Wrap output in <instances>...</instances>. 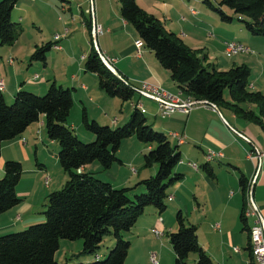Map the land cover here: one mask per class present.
Segmentation results:
<instances>
[{"label": "trees", "instance_id": "1", "mask_svg": "<svg viewBox=\"0 0 264 264\" xmlns=\"http://www.w3.org/2000/svg\"><path fill=\"white\" fill-rule=\"evenodd\" d=\"M17 1L0 0L1 47L13 45L23 32L21 25L11 19ZM118 1L121 18L135 30L141 46L151 51L159 65L169 72L181 95L206 102L217 110L227 108L264 131V94L249 90L250 70L246 65L220 70L206 63L203 50L189 48L176 34L167 31L160 20L142 10L137 0ZM203 3L221 22L233 21L226 12L229 11L239 18L251 36L264 39V0H215V4L203 0ZM84 26L91 36L90 52L84 61L85 72L97 77L98 88L106 96L130 101L135 90L124 77L116 76L103 63L91 35V22L86 17ZM54 46L56 44L47 43L36 47L30 60L45 64L46 54ZM225 90L229 91V100L224 98ZM72 106V91L54 83L43 96L19 90L11 104L0 95V156L4 142L21 136L42 116L47 138L57 144L58 163L67 176L64 186L47 196L44 223L0 235V264H59L55 254L60 240H81L82 250L78 255H87L97 252L106 235L113 236V247L103 260L96 259L88 264H124L131 244L123 234L136 225L147 207L154 208L158 214L164 213L167 190L182 179V174L175 171L181 161L178 147L172 145L163 132L154 129L137 106L134 105L129 120L116 128L90 121L82 112L83 127L94 135V141L88 144L82 143L67 125ZM131 137L150 148L143 155L144 168L156 167L154 176L135 186H142L143 193L131 197L135 187L116 189L93 174L81 171L93 163L102 170L119 163L117 151L121 143ZM21 173L20 162L8 160L4 163L0 178V215L20 204L16 186ZM239 187L243 195L240 222L247 233L246 250L254 260L251 227L245 217V195L250 188L253 192L254 184L241 174ZM175 223L176 231L168 235L175 264H188L191 254L197 256L194 264H216L199 245L196 227L187 223L180 211L175 214Z\"/></svg>", "mask_w": 264, "mask_h": 264}, {"label": "crops", "instance_id": "2", "mask_svg": "<svg viewBox=\"0 0 264 264\" xmlns=\"http://www.w3.org/2000/svg\"><path fill=\"white\" fill-rule=\"evenodd\" d=\"M139 1L137 0L138 6L145 11L146 6H143L147 3L144 0ZM175 1H178L183 7H189L190 9V6H187L185 2L180 0ZM187 1L191 2L192 0ZM193 1L196 2L197 0ZM74 2L75 0L17 1L11 13V19L13 22L21 25L23 32L13 45L0 46V80L4 84V89L0 91V95L4 101L11 103L14 95L19 90H26L37 95H42L54 83L63 88L70 89L72 91L73 105L78 104L82 112H85L87 117H89L88 104L93 102V97L97 95L101 99L104 98L101 95V93H104L98 88L97 77L84 70V61L90 49H85L83 44H81L82 50L76 55L75 52H69L66 47L70 38L81 30L78 29L76 32L74 25L77 24V27H79L82 20L84 26L85 16L88 15L92 25L91 35L95 39V46L101 55L113 62L115 71L124 77L135 90V94L138 95L136 103H140L144 115L147 114L144 105L151 110L149 124L154 129L157 127L156 130H160L170 138H173L170 135L171 133H177L185 138L184 143L181 145H178L176 138H173L175 146L178 147L181 159L175 171L182 174V179L167 190V202L170 203L169 212L171 211L173 214V212L177 213L180 211L186 219V222L196 227L199 245L216 264H229V246L232 247V250L237 249L236 256L240 257V262L238 260H232L233 264H252V262L255 264V260L251 259L250 252L246 250L248 242L247 233L242 230L240 222V214L243 208V195L239 187V177L243 174L250 183L254 179L253 201L264 216V192L262 190L264 186V160H251L248 154L244 156L242 154L243 151L241 152L239 150L240 148L237 147V142L233 140V137L223 122L238 126L240 133H243L247 137L250 144L254 143L251 141H255L254 135L256 131L248 127V125H241L238 121L239 118L229 109L220 107L218 110H213L209 106L201 104V101L195 100L194 104L199 103L197 105L198 108L193 109L189 114L185 115L180 112H175L169 118L162 117L158 109L156 112L152 109L153 103L147 100L157 101L141 92L142 85L159 86L172 93H179V90L177 85L171 80L169 72L159 65L151 51L141 46V54L137 55L135 45L139 42L138 36L132 26L121 18L119 1L98 0L93 4L90 3L88 8L87 5L83 8V3V6H79V10H77ZM169 2V0H153L154 4L162 3L163 6H166ZM73 5L76 8L74 9L79 12H73ZM88 10H93V17L91 15L92 13H87ZM66 11L69 12V15H66ZM209 12L208 14L214 18L213 20H216L215 17L217 15L211 10ZM226 12L233 17V21L229 24V28L225 26L224 30L220 26L222 28L220 30L224 31L226 36H229L228 38L225 36L221 40L220 45L222 49H225V44L228 42H238L239 44L244 42L252 49L258 51L259 61L262 65L261 69L264 70V39L251 35L250 38L245 35L243 32L244 25L238 21L239 18L232 15L229 11ZM72 13L75 14L76 20L72 19V21H69L68 19ZM151 15L155 16L154 13ZM190 15L191 20L196 17L193 11ZM155 17L160 20L157 16ZM183 20L187 26L189 25L188 28H193L197 31L206 30L204 27H201L202 24L199 21H190L191 23L188 22V24L184 17ZM235 22H237V25L234 24ZM96 27H100L102 32L94 37L93 31ZM180 29L187 37L188 32L185 26ZM226 30L229 31V35ZM71 33L72 35H70ZM59 38L63 42H66V44L54 41V39ZM44 39L48 40V42H44ZM47 43L59 45L56 46L58 49H50L46 54L45 64L31 61L30 56L36 47L43 46ZM187 46L193 50L197 49L196 46ZM205 55L206 63L214 64L223 71L236 65L239 66L234 60L229 62V60L222 58L217 63L207 62L210 55L209 53ZM242 64L246 65L250 69V72H252L251 65L246 60H242L240 65ZM35 76H37L36 79H34ZM263 76L264 73L263 75H254V79L249 86L250 91L254 90L253 92L258 91L264 94ZM186 97L183 94V98ZM141 100H145L143 102L145 103L144 105L141 103ZM191 100L193 102V99ZM132 105L130 107L133 111L134 105L133 107ZM120 113L122 112L120 111ZM109 118H112L113 122L111 128L118 127V123L121 121L118 117H101L99 119L100 121L107 122ZM121 118H123L124 123L129 119V117ZM43 120L44 117L42 122ZM69 128L78 137L80 133H83L79 126H75V128L74 126H69ZM36 133V123H34L21 136L2 144L0 178L3 175V165L8 160L20 162L22 165V173L19 183L16 186V194L21 199V202L19 205L0 215V235L13 233L18 231V229L23 230L29 225L40 221L42 218L40 216L42 195L47 194L51 189V182L47 183V187L45 186L47 184L43 185L42 182L43 179L46 182L51 171L49 165L52 157L48 156L47 148L48 145H55V142L49 139L48 142L46 138L37 139ZM130 140L133 139L131 138ZM123 142L116 154L120 161L118 164L121 166L126 163V158L122 156ZM148 149L150 148L147 147L146 151ZM243 149L245 151L247 150L246 148ZM139 150L142 151V155L146 153L143 147H140ZM208 150L221 153L222 157L206 159ZM182 156L187 158V162L183 161ZM54 158H57V154ZM222 161H225L227 166L233 169L231 176L233 181L232 179L231 181L224 179L229 173L225 170V165L221 166ZM191 163L195 165L196 169L189 166ZM114 170L115 167L113 164L110 171L106 173L107 178L104 179L102 174L100 176L102 169L97 163L81 169L82 172L91 173L94 176L98 174L100 179L112 184L114 188H132L140 181L153 176L156 172V167L153 166L148 171L140 172H136L131 168L130 172L133 177H127L126 174L119 176V171L114 175ZM156 212L155 209H148L146 216L151 217V222L146 221L147 219L143 216L139 218L136 225L129 231L128 237L131 243L133 241L132 236L135 237L136 242L138 240L140 242H146V240L150 239L145 229H150L149 231H151L157 228L161 230L163 235L166 234L167 237L176 230L177 226L175 223L167 224L161 217H156ZM250 218L253 220L251 226L253 227L255 226V218ZM160 219L162 220L161 222L159 221ZM237 219L240 222L238 226L241 232L238 237L234 229ZM74 242L75 246L79 244L80 248V243H77V241ZM153 245L152 243H145L146 255L149 251L155 249ZM241 250L247 252V257L246 254L241 253ZM96 259H102V256L99 255ZM193 260H196V258L194 259L193 257Z\"/></svg>", "mask_w": 264, "mask_h": 264}, {"label": "rangeland", "instance_id": "3", "mask_svg": "<svg viewBox=\"0 0 264 264\" xmlns=\"http://www.w3.org/2000/svg\"><path fill=\"white\" fill-rule=\"evenodd\" d=\"M141 1L142 0H140L139 2H141ZM144 1L147 3L146 5L143 6V7L146 6L145 9L147 10V12H146V10H145V12L146 13L151 12L150 14L154 13L155 16H157L161 20L162 24L164 25V27L168 31H172L177 36L179 35L178 37L181 38V40L183 41V43L185 45L196 46L197 49H195V50H203V55H205V54L208 55V53H209L211 59L209 58L207 60V62L210 61L213 63H215V62L217 63L222 58V59L229 60V62H232V60H234L236 63H238L240 65L242 63V60H246L251 65V70H252V72H250V77H249V83L250 84L253 81L255 74L263 75L264 70L261 69L262 65L259 61L258 51H256L255 49H252L250 46H248L244 42H242L241 45H243L244 47L249 49L248 53L239 54V55L234 56L232 58L226 57L224 50L222 49V47L220 45L221 40L223 38H225L226 35H225L224 31H221L220 29L223 28L222 30H224L225 26H227L229 28L230 23L221 22L220 19L218 18V16H216V15H215L216 17L213 16V17H215L216 20H213L214 18H212L208 14V13H210L209 9L203 3V0H197L196 2L193 0L191 2H188L187 0H180V1L185 2V4H187V6H190V9H189V7H183L181 4H179L178 1H175V0H169L170 2L167 4L168 6L167 5L163 6L162 3L161 4H154L153 0H144ZM210 1L213 4H215L214 0H210ZM183 2H181V3H183ZM83 3H84V6H83ZM90 3H91V0H75V2H74V4H76L75 6H77V10H79V6H83V8H85V5H87V8H88L90 6ZM74 8L75 7L73 5L72 6L73 12L77 11V10H75L76 8L75 9ZM191 10H193L196 14V17L192 18V20L190 18V16H191L190 13L192 12ZM77 12H79V11H77ZM63 15H65V14H63ZM66 15H69L68 11H66ZM86 16H87V19H89L88 15H86ZM183 17L185 18L186 23H188L190 21H199L200 24H202L201 27H204L206 30H204V31L198 30L197 31L196 29L188 28L189 25L187 26V24L184 23ZM72 19L76 20L75 14H73V13L69 17L68 20L72 21ZM236 23L237 22H235L234 24L237 25ZM183 26H185V29L188 32L187 37L184 35V33L180 29ZM220 26L222 28H220ZM74 28H75L76 32L78 29H81V30L78 31L73 37L70 38L66 47H67V50L69 52H75V54L77 55L82 50L81 44H83V47L87 50L91 48V43H90L91 36H90V33L88 32V30L83 26L82 20H81V25H79V27H77V24H75ZM243 32L245 35H247L248 37L251 38L250 34L245 30V28H243ZM209 34H211V35H209ZM227 34L229 35V31H227ZM70 35H72V33ZM228 37L229 36H226V38H228ZM43 41L48 42V40H46V39H44ZM54 41L66 44V42H63L62 39H60V38L58 40L54 39ZM201 41H202V43H200ZM217 43H219V44H217ZM216 44L220 45V46H217ZM56 46H59V45L56 44ZM53 49H54V47H53ZM140 51H141V49H140ZM72 64H74V63L72 62ZM236 66H238V65H236ZM263 79H264V76H263ZM163 90H165V89H163ZM165 91H167V90H165ZM167 92H169V91H167ZM169 93L177 94V92H175V93L169 92ZM44 94L39 95V96H43ZM101 95H102V97H104L103 99H101L97 95H95L93 97V102L92 103L90 102L88 104V107H89L88 119L90 121L95 120L101 126H106V125H108L109 127L113 126L112 118H109L107 122H104V121H100L99 118H101V117H118V119L120 118V120H121V121H119L118 126H122L124 124V122H123V118H121V117H127V118L129 117L130 118V115L132 112V109L130 106L132 104L133 105L140 104V103H136L137 97H138L137 94H135V96L132 97V99L130 101H127V102H122L118 98H114V99L109 98L108 96H106L102 93H101ZM224 98L226 100H229V91L228 90L224 91ZM144 101L145 100H141V103L143 105L145 104V103H143ZM147 101L153 103L152 109L155 112L157 109L159 112V107H158L157 102H154L153 100H147ZM11 103H7V104H11ZM133 105H132V107H133ZM144 106H145V110L147 112V114L144 116L149 123V114L151 113L150 112L151 110L148 107H146V105H144ZM120 111L122 113H120ZM159 117H161V116H159ZM236 117L239 118L238 121L241 125H248V127H251L252 129H254V131H256V134H257V135L256 134L254 135L255 141H251L254 143L250 144L248 142L247 137H245L243 135V133H240V129L238 126L233 125L232 123H227V122L224 123L223 122L224 126L227 128L230 135L233 137V140L237 142V147L240 148L239 150L241 152L242 151L244 152V153L242 152V154L245 156V154H249V153L256 155L257 152H260V153L264 152V131H262L258 126L254 125L250 122H246L240 116H236ZM81 118H82V109L78 104H74L72 106L71 111H70L69 118L67 121V125L68 126H74V128H75V126L76 127L79 126L80 129H82L83 133H80L78 138H79V140H81L82 143L88 144V143H91L94 141V135L91 134L90 132H88L87 130H85V128L82 125ZM166 118H169V117H166ZM42 119H43V117L41 116L40 120L36 123V131H37L36 137H37V139L46 138L47 141L49 142L47 135L45 133V130H44ZM127 120H129V119H127ZM155 129H157V127H155ZM238 129H239V131H238ZM172 131H174V130H172ZM172 131H168V132H172ZM239 133L243 137L240 136ZM252 133H253V130H252ZM131 138L133 140H130ZM131 138L124 140V142L122 144L123 145L122 156L126 158V163H124L123 166L119 165L118 163H114V167H115V170L113 171L114 175L117 174L119 171L120 172L119 176H124L126 174L127 177L128 176L133 177V175L130 172L131 168L134 169L136 172L148 171L150 169V168H144L142 151L139 150L140 147L141 148L143 147L145 152H146L147 147L144 144L137 142L134 137H131ZM168 140H169V142H171L172 145H175L173 138L168 137ZM243 148H246L247 150L245 151ZM208 151H211V150H208ZM57 152H58V146L56 143H55V145H52V146L48 145L47 154L49 157H52V158L50 160V165H49L50 168L49 169H51V171L47 177V183L51 182L50 183L51 189L48 191L47 194L42 195V199H41L42 205L40 207V216L42 218L40 219V221L35 222L32 225L41 224V223L45 222V217L43 215V212L47 206V197L46 196L52 192L60 190L64 186V183L67 180V176L63 172L62 168L60 167L57 158H54V156L56 157ZM182 158H183L184 162H187V158L185 156L184 157L182 156ZM215 158H217V157H215ZM224 165L226 167L225 170H227L229 173L228 175L225 176L224 179L227 181L228 180L231 181L233 169L230 166H227L225 161H222L221 166H224ZM110 169L102 170V172L100 173V176L102 174V177L104 179H106L107 178L106 173H108L110 171ZM258 173H259V171H258ZM98 176H99L98 174H97V176L95 175L96 178H98L99 180H102ZM49 177H50V179H49ZM256 179H257V177L255 178V182H256ZM232 181H233V179H232ZM42 182H43V185H45L44 179ZM104 182H107V181H104ZM251 182H252L251 184H253V179ZM45 186L47 187L48 184ZM115 188L120 189V188H128V187H115ZM262 190L264 192V186L262 187ZM251 191H252V189L250 188L246 192L245 202H246L249 194L251 193V195H252ZM143 192H144V188L142 186H137L132 191L130 196L132 197L134 194L138 195V194H141ZM252 198H253V196H252ZM167 200L165 202L167 209L162 214H158V212H156V217H161L162 219L165 220V222L167 224H174L176 212H173V214L171 211L169 212L170 203L167 202ZM148 209H154V208L147 207L142 216L145 219H147L146 221L151 222V217L146 216ZM246 210H247V205L245 206V217L248 218L247 219L248 225L251 227L253 220H252V218L246 216ZM159 221L161 222L162 220L160 219ZM175 225H176V223H175ZM238 225H240V222L237 219L235 222V226H234L235 233H236L237 237L241 234L240 227ZM154 228H156V227H154ZM21 230L22 229H18V231H16V232H19ZM145 230H147L146 231V232H148L147 236H148V238H150V239L146 240V242H144V241L140 242L139 240H138V242H136L135 237L132 236L131 238L133 241L131 243V241L128 237L129 232H126L123 234L124 239L128 240L131 244L130 249L128 251L126 261L124 264H152L150 261V257L152 254H155L158 264H175V256H174V253H173L171 246L169 244V240H168L167 235L166 234L163 235L161 230H159L157 228H156V230L158 232H161L162 235L156 236L152 232L153 229L151 231H149L150 229H145ZM175 231H173V232H175ZM152 235H153V237H152ZM250 240H251V236H250ZM77 243H80V245H81L80 248H79V244H76V246H75V242L68 241V240H60L59 241V249L55 255L56 262L59 264L65 263V262H68L69 264H88V263L96 260V257H98L99 255L102 256L101 260H103L106 257V255L108 254L109 250L113 247L114 238L112 235H106L105 237H103V240L99 246V249L97 250V252L95 254L78 255L82 250V241L77 240ZM145 243H147V244L152 243V245L154 244L153 247L155 248L154 250L149 251L147 255H146V248H144ZM236 252H237V249L232 250V247L229 246V264H233L232 260H238L240 262V257L236 256V254H237ZM241 253L246 254V257H247L246 251L241 250ZM193 257H194V259L197 258L196 254H191L189 256V258L187 260L188 264H194L195 260H193ZM230 257H231V259H230ZM236 264H242V263H236ZM245 264H247V263H245Z\"/></svg>", "mask_w": 264, "mask_h": 264}, {"label": "built area", "instance_id": "4", "mask_svg": "<svg viewBox=\"0 0 264 264\" xmlns=\"http://www.w3.org/2000/svg\"><path fill=\"white\" fill-rule=\"evenodd\" d=\"M96 1H98V0H91V3L93 4ZM191 11H193V10H191ZM87 13L88 14L92 13L91 15L93 17V10L92 11L88 10ZM193 13H195V12L193 11ZM101 32L102 31H101L100 27L95 28V36L101 34ZM54 49H58V48H56V46H54ZM136 49H137V55H140L141 53H140L139 49L137 48V46H136ZM248 52H249V49L244 47L243 45L239 44L238 42H228L225 44L224 53H225L226 57H228V58H232V57L237 56L239 54H246ZM104 59H108V58L104 57ZM109 62H111L112 67L114 68L113 62L111 60H109ZM114 71H115V68H114ZM36 78H37V76L34 77V79H36ZM1 83H2V80H0V86H1ZM141 92L144 95L149 96V97H151L157 101L158 107H159V113L161 114L162 117H170L175 112H180L183 114H189L193 109L198 108L197 106L194 105V100L192 103H183L181 98H180V93L171 94V93L163 90L159 86L143 84L141 87ZM135 106L142 107L140 104H137ZM170 135H174L176 137L178 145L183 144L185 141V138L183 136H180L177 133H171ZM240 136H242V135L240 134ZM210 157H222V154L221 153H215L212 151H208L206 159H208ZM248 157L251 160L256 159V160L261 161V160H264V152H262V153L257 152L256 155L249 153ZM189 166L194 168V164H192V163ZM194 169H196V168H194ZM45 184H47V180H46ZM253 184H254V179H253ZM252 196H253V192H252ZM252 211H253V214H255V230L257 232V242L259 244L260 264H264V216L262 215V213L258 209V207L255 205L254 201H253V205H252ZM152 232L156 236L162 235V233L158 232L156 229H153ZM151 258L154 259L155 264H158L155 254H152Z\"/></svg>", "mask_w": 264, "mask_h": 264}, {"label": "bare ground", "instance_id": "5", "mask_svg": "<svg viewBox=\"0 0 264 264\" xmlns=\"http://www.w3.org/2000/svg\"><path fill=\"white\" fill-rule=\"evenodd\" d=\"M93 34H94V37H95V30L93 31ZM58 40V39H57ZM95 40V39H94ZM136 46L137 48L141 49V43L140 42H137L136 43ZM101 59L103 61V63L114 73V68L112 67V64L111 62H109L108 59H104V56L101 55ZM4 89V84L3 82L1 83V86H0V91H2ZM180 98L182 100L183 103H192V100L191 99H186V98H183V95L180 94ZM199 103H195L194 105L197 106ZM201 104L203 105H207L206 102H202ZM140 110H141V107L137 106ZM207 107V106H206ZM213 107V106H212ZM210 107V108H212ZM213 110H217L216 107H213L212 108ZM141 112L143 113V111L141 110ZM173 138H176L174 135H172ZM212 157H210L209 159H211ZM217 158H220V157H217ZM194 168L195 165H194ZM252 192V191H251ZM252 195L251 193L249 194L247 200H246V205H247V210H246V216L247 217H253L255 218V214H253V211H252V205H253V200H252ZM250 236H251V249H252V254H253V257H254V260L256 262V264H260V254H259V244L257 242V232L255 230V226H253L251 228V231H250ZM150 261L152 264H155V261L153 258L150 257Z\"/></svg>", "mask_w": 264, "mask_h": 264}, {"label": "water", "instance_id": "6", "mask_svg": "<svg viewBox=\"0 0 264 264\" xmlns=\"http://www.w3.org/2000/svg\"><path fill=\"white\" fill-rule=\"evenodd\" d=\"M114 74L119 77V74L116 71H114Z\"/></svg>", "mask_w": 264, "mask_h": 264}]
</instances>
